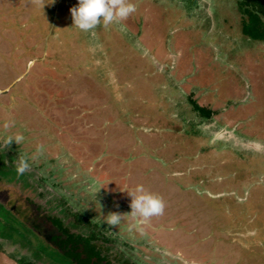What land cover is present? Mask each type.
I'll return each instance as SVG.
<instances>
[{
	"label": "rangeland",
	"instance_id": "obj_1",
	"mask_svg": "<svg viewBox=\"0 0 264 264\" xmlns=\"http://www.w3.org/2000/svg\"><path fill=\"white\" fill-rule=\"evenodd\" d=\"M129 2L93 35L78 0H0V171L28 164L0 182L26 224L0 230V264H68L56 218L114 264H264V42L238 0ZM141 185L160 215H130Z\"/></svg>",
	"mask_w": 264,
	"mask_h": 264
},
{
	"label": "trees",
	"instance_id": "obj_2",
	"mask_svg": "<svg viewBox=\"0 0 264 264\" xmlns=\"http://www.w3.org/2000/svg\"><path fill=\"white\" fill-rule=\"evenodd\" d=\"M238 2L240 11L244 13V15L249 16L248 19H245L243 21L244 35H246L248 39L250 38L255 41L264 42V0H238ZM197 110L207 116H211V111H209L208 109L197 107ZM10 172L12 171L1 170L0 182H2V179L5 180L4 182L13 181L16 178H18V180L24 179L25 173L17 175V172H12L14 174V176L12 175V177L6 176L3 178L4 175L9 174ZM15 175L17 177H15ZM4 185H9V183ZM28 185L29 184H25L24 182L25 188H27ZM5 212L7 213V215ZM12 215V213H10L9 211L7 212V210L2 205H0V219L4 222L0 230H3L5 228H8L10 230L19 228L16 223L15 225L13 224L14 221L12 219ZM7 218H9V220ZM43 219L46 220V218ZM83 220L84 219L80 217L77 221L83 224ZM51 222L53 226L57 228V234L56 236H52L53 242H49V244L54 247L53 251L56 252L59 256H63L68 264H114L113 262H110V260H108V257H101V248H99L95 243L97 242L96 239H98V235L95 234L94 231L91 232L90 236H83L81 233H75L74 230H72L70 227H67L60 218H56ZM22 225L26 226L25 223L20 224V226ZM29 228L25 227V229H29L30 232L34 233V235L36 236L35 247H37V245L39 244L37 237L40 236L34 231L33 227L31 228L30 224ZM20 236L24 235L21 233L19 237ZM18 244L22 245V242L19 240ZM56 246L58 248H56ZM20 263L40 264L35 262L34 260L33 262H31L27 258L24 260H20Z\"/></svg>",
	"mask_w": 264,
	"mask_h": 264
},
{
	"label": "clouds",
	"instance_id": "obj_3",
	"mask_svg": "<svg viewBox=\"0 0 264 264\" xmlns=\"http://www.w3.org/2000/svg\"><path fill=\"white\" fill-rule=\"evenodd\" d=\"M73 23L76 28L82 32L95 35L94 29L98 25L107 27L108 25H120L131 14L136 12V7L129 0H78L77 6L70 9ZM17 138L16 142H19ZM28 168L26 162L18 168V172L23 173ZM131 197L130 215L139 216L145 220L158 216L163 211L162 200L148 192L144 187L137 186L134 192H128ZM122 215L111 213L108 215L107 223L109 225H118Z\"/></svg>",
	"mask_w": 264,
	"mask_h": 264
},
{
	"label": "flooded vegetation",
	"instance_id": "obj_4",
	"mask_svg": "<svg viewBox=\"0 0 264 264\" xmlns=\"http://www.w3.org/2000/svg\"><path fill=\"white\" fill-rule=\"evenodd\" d=\"M1 195H3L2 194V192H0V196ZM1 199V198H0ZM0 205H2L6 210H7V212L9 211L10 213H12L13 215V217H12V219H13V221H14V223H16L17 224V226L19 227L20 226V224H22V223H25V221L20 217V216H18V214L17 213H15L12 209L13 208H11L10 206H9V204H7V202L6 201H3V200H0ZM6 213V212H5ZM6 215H7V213H6ZM27 215V214H26ZM26 215H23L24 217H26ZM8 220H9V218H7ZM41 221H40V223H39V225H44V223H43V218L42 219H40ZM33 224V223H32ZM32 224H30V226H31V228L33 227L32 226ZM34 228V227H33ZM34 231L39 235V233H38V231H37V229L36 228H34ZM39 236H41V235H39ZM51 242H53L52 241V237H51Z\"/></svg>",
	"mask_w": 264,
	"mask_h": 264
}]
</instances>
